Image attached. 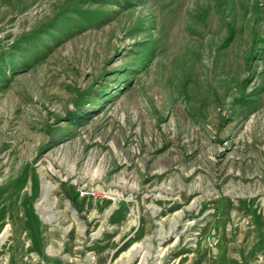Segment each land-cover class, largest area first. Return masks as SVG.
Listing matches in <instances>:
<instances>
[{"label": "rangeland", "instance_id": "rangeland-1", "mask_svg": "<svg viewBox=\"0 0 264 264\" xmlns=\"http://www.w3.org/2000/svg\"><path fill=\"white\" fill-rule=\"evenodd\" d=\"M0 264H264V0H0Z\"/></svg>", "mask_w": 264, "mask_h": 264}]
</instances>
